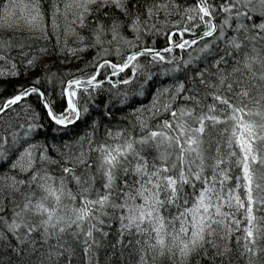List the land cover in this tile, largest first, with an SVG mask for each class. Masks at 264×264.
Masks as SVG:
<instances>
[{
    "label": "snow or ice",
    "instance_id": "6c2138e0",
    "mask_svg": "<svg viewBox=\"0 0 264 264\" xmlns=\"http://www.w3.org/2000/svg\"><path fill=\"white\" fill-rule=\"evenodd\" d=\"M63 8L59 0L52 5L50 34L41 0H0V19L23 17L31 34L0 38V62L7 65L0 76L27 75L40 66L48 49L30 41L55 35L59 46V15L65 38L97 48L88 72L57 75L45 66L43 76L0 100V114L23 104L26 121L0 131V235L41 248L40 264H58L68 237L87 257L96 234L107 236L105 226L115 221L120 237H133L137 264H193L194 257L215 264L242 229L235 237L239 254L255 257L264 240V0H65ZM67 11H73L71 21ZM77 28H90L92 44ZM145 34L162 36L164 46L133 42ZM209 55L215 72L205 68L195 72L197 79L157 86L148 106L132 110L131 128L106 125L98 139L92 120L75 141L49 145L34 138L41 116L26 98L35 97L50 124L66 128L84 119L102 92L125 104L126 87L139 79L137 94L145 95L150 66L169 65L161 74L170 75ZM162 114L155 126L149 123ZM104 115L110 118L111 109Z\"/></svg>",
    "mask_w": 264,
    "mask_h": 264
},
{
    "label": "trees",
    "instance_id": "16d2710c",
    "mask_svg": "<svg viewBox=\"0 0 264 264\" xmlns=\"http://www.w3.org/2000/svg\"><path fill=\"white\" fill-rule=\"evenodd\" d=\"M43 9L46 12L45 23L48 24V32L53 33V28L51 25V14L50 9L53 4L57 3V0H41ZM150 2V0H146ZM183 3L188 5L194 4L195 0H182ZM65 0H59L61 5V13L66 10L63 8ZM68 20L71 21L73 11H67ZM0 15H3L0 13ZM17 15H20L17 13ZM176 16H172L169 19H176ZM89 21L92 20L91 16H88ZM160 20L165 19L163 14L159 17ZM155 22V21H153ZM58 23L60 24L59 36L60 45L56 44V36L51 35L50 39L45 40L43 38L35 39L30 41L35 48L46 47L48 53L40 58V66L34 70L29 71L27 75L21 71V74L16 77L0 76V100L6 98L8 95L13 94L17 85L30 83L36 75H44V68L47 67L48 72L56 73L57 75H67V74H78L77 70H83L88 72L91 67L92 58L97 53L96 47H80V42L73 35H68L65 38L64 26L65 19L63 15L58 16ZM74 26V25H73ZM158 27H166V25H160L157 23ZM27 21L25 18L16 20L14 18L0 19V38H7L12 36L15 32L17 36H30L31 34L27 31ZM77 32L83 34L87 39L85 43L92 44L91 40V30L90 28H77ZM124 35L129 39L132 38V33L127 28L124 29ZM138 45L147 44L149 46H156L157 48L164 46L163 37L154 38L151 35H142L140 41H133ZM107 46V45H106ZM68 48L76 49L75 52L68 51ZM196 46H190V49H195ZM63 49V50H61ZM189 49L183 51V55L187 56ZM174 55H180L179 50L173 53ZM192 54L195 56L196 52L193 51ZM222 54V53H221ZM114 58V57H112ZM212 55L207 57V60L201 58L194 61L188 66L181 64L180 70L178 72L172 73L170 75L161 74V69L170 67L166 64H155L150 66V71L153 74V78L149 85L145 86V95L141 96L137 94V89L139 85V79L136 84H130L126 87V91L129 92V97L127 98L125 104H120L118 100L113 97L110 101L109 94L107 92H102L96 95L92 106L90 107L89 113L86 117L79 121L74 126L68 127H58L50 124V122L44 117L43 111L39 104L36 103L35 97L26 98L25 103H30L34 106L35 110L40 113L41 119L39 123L42 127L39 128V134L34 138L39 141H47L49 145L52 144H63L69 140L75 141L78 137L83 135L91 125L92 120L98 122L99 128L97 132V138H103V131L106 125L131 128L133 124L136 123V115L133 113L134 108H138L141 105L148 106L152 99L151 93L155 90L157 86H164L173 83L175 80H185L187 77H192L197 79L194 74L196 71H203L207 68L210 72H215L216 69L212 67L211 60ZM16 61H22L23 57L16 54L14 56ZM142 64H147V57L139 58ZM229 66L233 63L230 57L227 58ZM0 66L7 67V65L0 62ZM87 66V67H86ZM22 66L17 63V68L20 69ZM258 69L259 66L257 65ZM124 87V86H120ZM188 87V83H186ZM195 87L204 91V86L196 84ZM51 90V88H49ZM229 95H231L229 93ZM210 99V98H209ZM15 112L7 111L0 115V131H3L4 125L6 123H13L17 127L19 123H26L24 117L25 113L23 111V104L19 106H13ZM111 109V117L107 118L104 114L107 109ZM16 112L20 113L19 118L15 115ZM147 118V113L144 114ZM163 114L159 117L153 118L149 121L152 126H155L157 119H163ZM78 147V145H75ZM3 164V161H0ZM5 170L4 167H0V172ZM235 171V169H234ZM3 226L0 225V230ZM105 230L108 232L107 236H102L99 233L96 234L98 243L91 245V250L88 256H85L83 245L74 238L68 237L65 241V250L63 256L58 259V264H137L139 259L138 253L136 251L137 246L133 243H129L133 237L125 235L120 237L118 235V230L116 227V222L113 221L112 225H106ZM242 235V229L239 233H234L230 241V246L232 251L227 255L226 258H217L215 264H249L251 259V264H264V240L259 241L260 251L257 252L255 257H249L248 254L241 256L239 254V246L236 243V235ZM37 240V244H40L43 248V252H47V246L43 245L38 237H34ZM91 244V241H89ZM22 249L21 251H16L17 248ZM211 253V250H210ZM41 248H37L33 251V246L31 243L27 247L24 245H18V241L11 233H5L0 235V264H40L41 261ZM157 264H168V261H158ZM193 264H209L208 258L201 259L199 257L193 258Z\"/></svg>",
    "mask_w": 264,
    "mask_h": 264
},
{
    "label": "water",
    "instance_id": "95a60500",
    "mask_svg": "<svg viewBox=\"0 0 264 264\" xmlns=\"http://www.w3.org/2000/svg\"><path fill=\"white\" fill-rule=\"evenodd\" d=\"M1 115V114H0Z\"/></svg>",
    "mask_w": 264,
    "mask_h": 264
}]
</instances>
